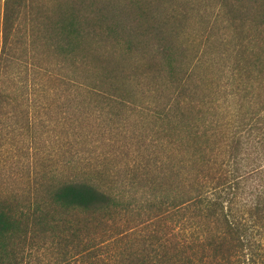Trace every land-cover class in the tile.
I'll return each instance as SVG.
<instances>
[{
	"label": "trees",
	"instance_id": "16d2710c",
	"mask_svg": "<svg viewBox=\"0 0 264 264\" xmlns=\"http://www.w3.org/2000/svg\"><path fill=\"white\" fill-rule=\"evenodd\" d=\"M31 1L2 4L1 75L19 59L8 46L14 31L22 37L27 16L32 28H45V46L61 58L76 55L98 30L101 42L138 52L147 71L160 70L163 58L175 72V50L162 38L145 42L152 25L137 40L125 39L120 21L93 0H68L55 10ZM235 8L244 15L232 20L229 111L207 116L189 92L190 69L175 72L171 94L153 112V160L95 170L69 150L58 168L51 154L41 157L33 135L25 153L6 158L1 116L14 98L0 82V264H82L84 256L86 264H98L102 255L109 264H264V0H238ZM46 65L42 71L55 76ZM108 94L118 104L116 92ZM19 117L28 133L29 113ZM79 160L88 170L75 166Z\"/></svg>",
	"mask_w": 264,
	"mask_h": 264
},
{
	"label": "rangeland",
	"instance_id": "374dc122",
	"mask_svg": "<svg viewBox=\"0 0 264 264\" xmlns=\"http://www.w3.org/2000/svg\"><path fill=\"white\" fill-rule=\"evenodd\" d=\"M67 1L31 2L55 10ZM93 1L95 7L110 9L111 18L120 21L125 29L124 38L131 34L137 40L145 32V24L152 25L145 42L158 45L162 38L175 50V60L178 59L175 72L178 76L183 69H190L188 88L199 108H206L207 116L221 117L229 111L226 93L230 92V68L235 61L233 49L237 42V25L232 20L244 15L235 8L238 0ZM3 2L0 0V24ZM30 21L27 16L28 27L21 29L22 37L20 30L14 31L12 46H8L11 57L17 55L19 59L7 63L6 76L0 73L4 91L14 98L12 104L4 105L1 116L3 156L25 153L29 136L33 135L41 157L51 154L53 157L48 158L58 168H62L61 161L69 150L77 152L79 158H88L86 164L95 170L112 168L114 172L124 162L132 166L133 161L153 160L158 155L151 139L153 112L171 94L169 78L175 76V72L165 69L163 58H159L160 70L147 71V63L140 60L138 52L121 53L123 43L118 41V45L112 46L109 40L101 42V37H96L98 30L84 40L76 55L61 58L45 46V28H32ZM30 29L37 33L33 38H28ZM82 57L86 63L80 61ZM43 64L55 67V76L45 74ZM109 92H116L118 104L107 98ZM23 111L33 121L28 133H23L18 124ZM83 165V161L75 163L79 170L86 169ZM79 260L87 263L85 256ZM107 260L102 255L94 262L109 264Z\"/></svg>",
	"mask_w": 264,
	"mask_h": 264
}]
</instances>
